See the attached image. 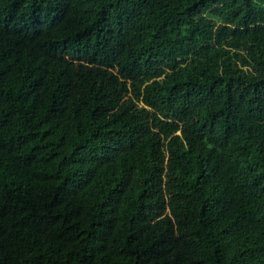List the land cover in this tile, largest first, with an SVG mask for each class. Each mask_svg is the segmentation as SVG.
<instances>
[{
  "label": "trees",
  "instance_id": "trees-1",
  "mask_svg": "<svg viewBox=\"0 0 264 264\" xmlns=\"http://www.w3.org/2000/svg\"><path fill=\"white\" fill-rule=\"evenodd\" d=\"M0 264H264V0H0Z\"/></svg>",
  "mask_w": 264,
  "mask_h": 264
}]
</instances>
